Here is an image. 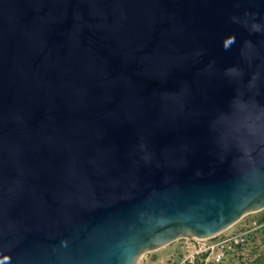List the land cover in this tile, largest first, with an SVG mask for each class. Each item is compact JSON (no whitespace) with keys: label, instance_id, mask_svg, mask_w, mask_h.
Segmentation results:
<instances>
[{"label":"water","instance_id":"obj_1","mask_svg":"<svg viewBox=\"0 0 264 264\" xmlns=\"http://www.w3.org/2000/svg\"><path fill=\"white\" fill-rule=\"evenodd\" d=\"M264 208V0H0V264H134Z\"/></svg>","mask_w":264,"mask_h":264},{"label":"built area","instance_id":"obj_2","mask_svg":"<svg viewBox=\"0 0 264 264\" xmlns=\"http://www.w3.org/2000/svg\"><path fill=\"white\" fill-rule=\"evenodd\" d=\"M252 220L247 222L242 220L238 226L233 225L225 232L217 234L221 236L213 241L210 239L216 235L208 238H191L189 254L184 255L175 264H196L197 259L202 255L206 257L200 258V264H206L208 261L212 264H222L232 250L244 243L251 231L264 225V222L257 224V219ZM248 222H251L252 226H248Z\"/></svg>","mask_w":264,"mask_h":264},{"label":"rangeland","instance_id":"obj_3","mask_svg":"<svg viewBox=\"0 0 264 264\" xmlns=\"http://www.w3.org/2000/svg\"><path fill=\"white\" fill-rule=\"evenodd\" d=\"M257 219V224H263L264 222V208L256 212H250L245 214L241 219H239L234 226H238L242 220L246 222L248 220ZM253 221V220H252ZM248 226H252L251 222L247 223ZM232 225V226H233ZM226 230L222 231L225 232ZM221 232V233H222ZM221 235H216L210 240H216ZM191 238H178L171 243L173 246H177L176 254L187 255L190 252ZM182 246V247H180ZM206 256H200L197 259L196 264H200V258L204 259ZM134 264H144L142 255ZM205 264V263H204ZM206 264H212L211 261H208ZM222 264H264V225H261L259 228L254 229L249 233L246 240L239 247L232 250L229 255L225 258Z\"/></svg>","mask_w":264,"mask_h":264},{"label":"crops","instance_id":"obj_4","mask_svg":"<svg viewBox=\"0 0 264 264\" xmlns=\"http://www.w3.org/2000/svg\"><path fill=\"white\" fill-rule=\"evenodd\" d=\"M171 243L145 252L142 255L144 264H175L177 263L184 255L181 256L179 253L176 254L175 250L177 249L178 245L175 247L171 245Z\"/></svg>","mask_w":264,"mask_h":264}]
</instances>
